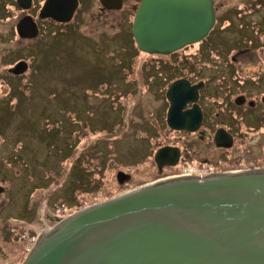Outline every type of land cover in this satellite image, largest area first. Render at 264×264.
Listing matches in <instances>:
<instances>
[{"label": "rangeland", "instance_id": "1", "mask_svg": "<svg viewBox=\"0 0 264 264\" xmlns=\"http://www.w3.org/2000/svg\"><path fill=\"white\" fill-rule=\"evenodd\" d=\"M125 1L102 14L100 0H82L74 21L46 23L31 48L15 33L17 11L0 3V264H23L45 232L85 207L191 167H249L244 157L201 163L218 153L168 127L166 92L189 76L213 80L220 93L260 97L264 0H215L219 23L205 40L163 57L137 48L130 31L141 0ZM19 59L31 68L14 76ZM164 145L186 155L162 174L154 156ZM120 172L128 177L119 181Z\"/></svg>", "mask_w": 264, "mask_h": 264}, {"label": "water", "instance_id": "2", "mask_svg": "<svg viewBox=\"0 0 264 264\" xmlns=\"http://www.w3.org/2000/svg\"><path fill=\"white\" fill-rule=\"evenodd\" d=\"M78 1L51 0L42 13L69 21ZM100 1L109 9L124 4ZM215 23V0H141L132 33L141 51L170 54L202 41ZM18 29L36 34L22 33V22ZM26 68L21 62L15 72ZM202 86L179 79L168 87L171 127L199 128ZM180 155L179 147L163 146L155 160L174 166ZM248 170L160 179L85 207L45 232L23 264H264V168Z\"/></svg>", "mask_w": 264, "mask_h": 264}, {"label": "flooded vegetation", "instance_id": "3", "mask_svg": "<svg viewBox=\"0 0 264 264\" xmlns=\"http://www.w3.org/2000/svg\"><path fill=\"white\" fill-rule=\"evenodd\" d=\"M1 1H4L3 5L7 7L11 6L12 8H14V11H17V14L15 15L16 22L13 25L14 30L20 40L26 41L24 46H27V48H31L41 42V40L43 39L42 35H45L44 26L46 23L50 25L54 24L55 28L56 26L59 25L62 26V25H66L67 23L70 24L72 21H74L80 8L82 7V0H79L78 7L74 11L72 18L69 21H58L51 16L46 17L42 13L44 6L47 3H49L51 0H21V1L0 0V3ZM52 1L55 3V0ZM69 1L71 0H58V3L68 4ZM125 2L126 1L124 0L123 7L125 5ZM123 7L120 9H109L107 7H104V5L101 3L100 11L102 14L104 13L106 14L109 11L122 10ZM21 22H22V33L36 32V34L32 37L23 36L20 33V29H18V26L20 25ZM217 23H219V19L216 15L215 25ZM213 29L211 31H213ZM131 36L134 38L132 30H131ZM204 40L205 38L202 41ZM187 47L188 46L182 49H186ZM137 48L139 49L138 46ZM176 52L177 51L170 54H151L148 52H144V53H148L151 55H159L163 57L168 55L171 56ZM21 62L27 64L26 70L21 73L15 72V68ZM146 65L147 67H151L150 63H147ZM30 68L31 65L29 64V62L25 61L24 59H19L10 69V72L14 76H21V75L23 76L25 73H27L30 70ZM166 75H171V74L166 73ZM179 79H187L191 82L192 85L197 84L199 82H203V86L199 89V97L197 100V103L202 112L201 123L199 128L195 131H190L188 129H175L169 125L168 120H167V125L172 130L184 132L188 137L190 133H194L196 135V139L198 140V142H202L203 146H205L206 143L205 140H207V144H210L211 148L215 149V152H217L218 154L217 155L215 154V156L211 158L210 157L207 158L203 156L201 163L211 165L212 160H216L219 161L221 165H224L226 167V165H234L235 161L238 160V158L242 159V157H244L243 161H245V164L249 165V167L247 168L249 169L248 171L258 168H264L263 167L264 166V93H262L261 96L259 97L257 93L254 94L249 93L247 89L246 93L241 92L237 95H234L229 91L228 93L224 94V93H220V90L216 88L209 87L210 86L209 84H211L213 80L202 79V78L195 80L194 77L181 76L176 78L174 81ZM229 80L232 81L231 78ZM173 82H171L170 85ZM210 90L212 91L211 93H209ZM193 104H194L193 102H189L186 105L185 109H190L193 106ZM169 107H170V102H169ZM218 132H223L225 135H223L222 137L217 136ZM231 139H232V143L228 144ZM164 146H171V145H164ZM180 151H181V155L178 163H180L182 159L185 158L186 155V152H184L181 148ZM201 151L202 150L199 149L198 152L200 153ZM178 163L176 165H178ZM176 165L174 166L163 165L158 169L159 171H162L161 172L162 174H164L165 169L175 167ZM229 169L230 167L228 168L226 167V169L223 170H229ZM223 170L210 171L208 175L212 176L214 174L223 173ZM22 219H25L23 222H27L26 221L27 218H22ZM16 222L17 221H15L14 224H16ZM5 223L8 222H4L2 226H6L7 224ZM8 225H10L9 228L11 230L13 231L16 230L13 227L11 228V223H9ZM22 232H23L22 236L26 234L28 235L26 230H22Z\"/></svg>", "mask_w": 264, "mask_h": 264}, {"label": "built area", "instance_id": "4", "mask_svg": "<svg viewBox=\"0 0 264 264\" xmlns=\"http://www.w3.org/2000/svg\"><path fill=\"white\" fill-rule=\"evenodd\" d=\"M187 170H190V172L185 173L183 176H194V177L199 176V179H204L206 178V175H208L206 170L203 173V171H198L197 167H191L190 169Z\"/></svg>", "mask_w": 264, "mask_h": 264}, {"label": "trees", "instance_id": "5", "mask_svg": "<svg viewBox=\"0 0 264 264\" xmlns=\"http://www.w3.org/2000/svg\"><path fill=\"white\" fill-rule=\"evenodd\" d=\"M130 34H131V31H130ZM134 49V48H133ZM71 153H72V149H71V151H70ZM82 172V171H81ZM80 171L78 172L79 174H78V177H82L83 175H82V173H81Z\"/></svg>", "mask_w": 264, "mask_h": 264}]
</instances>
